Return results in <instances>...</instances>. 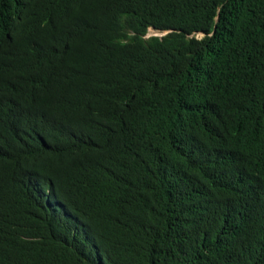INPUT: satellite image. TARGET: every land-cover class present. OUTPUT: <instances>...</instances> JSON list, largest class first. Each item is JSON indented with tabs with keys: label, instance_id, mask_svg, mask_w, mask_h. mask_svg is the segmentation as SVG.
<instances>
[{
	"label": "trees",
	"instance_id": "obj_1",
	"mask_svg": "<svg viewBox=\"0 0 264 264\" xmlns=\"http://www.w3.org/2000/svg\"><path fill=\"white\" fill-rule=\"evenodd\" d=\"M0 264H264V0H0Z\"/></svg>",
	"mask_w": 264,
	"mask_h": 264
},
{
	"label": "rangeland",
	"instance_id": "obj_2",
	"mask_svg": "<svg viewBox=\"0 0 264 264\" xmlns=\"http://www.w3.org/2000/svg\"><path fill=\"white\" fill-rule=\"evenodd\" d=\"M164 35L165 34L158 33V32H154V31L151 30L149 32L148 38H152V37H159V38H161V37H164ZM196 38L201 39L202 36L201 35H198Z\"/></svg>",
	"mask_w": 264,
	"mask_h": 264
},
{
	"label": "water",
	"instance_id": "obj_3",
	"mask_svg": "<svg viewBox=\"0 0 264 264\" xmlns=\"http://www.w3.org/2000/svg\"><path fill=\"white\" fill-rule=\"evenodd\" d=\"M169 33H166L164 36H167Z\"/></svg>",
	"mask_w": 264,
	"mask_h": 264
}]
</instances>
